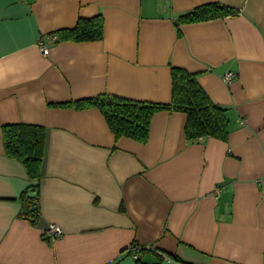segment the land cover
<instances>
[{
	"label": "crops",
	"instance_id": "0c3cea01",
	"mask_svg": "<svg viewBox=\"0 0 264 264\" xmlns=\"http://www.w3.org/2000/svg\"><path fill=\"white\" fill-rule=\"evenodd\" d=\"M213 3L239 15L178 27ZM96 16L102 40H60ZM172 68L225 110L227 141L187 140L174 111L153 117L147 143L116 140L86 104H170ZM16 124L46 130L34 214L35 183L4 150L2 130ZM52 224L61 238L45 237ZM174 259L264 264V0H0V264Z\"/></svg>",
	"mask_w": 264,
	"mask_h": 264
},
{
	"label": "trees",
	"instance_id": "16d2710c",
	"mask_svg": "<svg viewBox=\"0 0 264 264\" xmlns=\"http://www.w3.org/2000/svg\"><path fill=\"white\" fill-rule=\"evenodd\" d=\"M238 15L237 9L213 3L182 15L177 25L179 27V25ZM103 35L104 19L102 16H96L90 19H79L74 29L61 31L60 40L100 41ZM171 76L172 101L167 105L142 103L112 95L90 99L86 104L100 109L116 140L129 138L145 144L149 139L153 117L161 111H174L186 115L184 134L187 140L214 138L227 141L228 121L225 110L211 100L200 84L198 76L180 68H172ZM2 133L6 156L23 164L30 180L35 183L31 189H36L38 193L45 153V128L16 124L4 127ZM28 201L31 204L32 201L30 199ZM35 201L38 203V197ZM174 260L181 264L178 259Z\"/></svg>",
	"mask_w": 264,
	"mask_h": 264
},
{
	"label": "built area",
	"instance_id": "2783aa9c",
	"mask_svg": "<svg viewBox=\"0 0 264 264\" xmlns=\"http://www.w3.org/2000/svg\"><path fill=\"white\" fill-rule=\"evenodd\" d=\"M46 40H49V39L48 38L42 39L39 43L40 50L44 55L47 54L48 52V44ZM235 77L236 75L234 73L229 72L225 75L224 80L226 83H230L235 79ZM216 193L217 194L221 193V188L217 187ZM63 234L64 233L62 229L58 225H55V224L50 225L45 231V237L51 240L61 238ZM131 250H133V248Z\"/></svg>",
	"mask_w": 264,
	"mask_h": 264
},
{
	"label": "water",
	"instance_id": "95a60500",
	"mask_svg": "<svg viewBox=\"0 0 264 264\" xmlns=\"http://www.w3.org/2000/svg\"><path fill=\"white\" fill-rule=\"evenodd\" d=\"M27 196L32 201L30 212H36L38 210V203L35 201L38 197L36 189H30Z\"/></svg>",
	"mask_w": 264,
	"mask_h": 264
}]
</instances>
